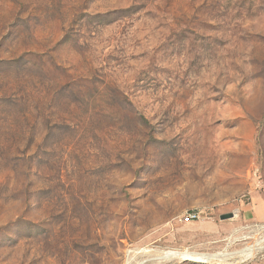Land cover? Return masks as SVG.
Here are the masks:
<instances>
[{
    "label": "rangeland",
    "instance_id": "rangeland-1",
    "mask_svg": "<svg viewBox=\"0 0 264 264\" xmlns=\"http://www.w3.org/2000/svg\"><path fill=\"white\" fill-rule=\"evenodd\" d=\"M256 169L264 0H0V264H264Z\"/></svg>",
    "mask_w": 264,
    "mask_h": 264
},
{
    "label": "crops",
    "instance_id": "crops-1",
    "mask_svg": "<svg viewBox=\"0 0 264 264\" xmlns=\"http://www.w3.org/2000/svg\"><path fill=\"white\" fill-rule=\"evenodd\" d=\"M242 210L244 218L255 223H264V195L252 197L251 203L245 205Z\"/></svg>",
    "mask_w": 264,
    "mask_h": 264
},
{
    "label": "bare ground",
    "instance_id": "bare-ground-1",
    "mask_svg": "<svg viewBox=\"0 0 264 264\" xmlns=\"http://www.w3.org/2000/svg\"><path fill=\"white\" fill-rule=\"evenodd\" d=\"M264 245V244H263ZM261 248V244L259 245ZM254 248V247H253ZM253 248H250V249H247L248 253H246V256H251L253 254H255L256 252H258V250L260 249H253ZM256 248V247H255ZM261 250V249H260ZM202 255V254H201ZM203 256V255H202ZM209 257V256H208ZM182 258H186V259H193V260H197V261H201V262H205V258L203 257H198V256H195L194 254H191V253H188V254H182V253H179V252H173V253H165V254H162V257H160L159 259H164V260H174V259H182ZM207 258V257H206ZM232 258L231 255L227 254H218L216 256H214L212 258L213 261H217V262H225V261H228ZM209 259V258H208ZM212 260H210L212 262ZM208 261V260H207ZM169 262V261H168Z\"/></svg>",
    "mask_w": 264,
    "mask_h": 264
},
{
    "label": "built area",
    "instance_id": "built-area-1",
    "mask_svg": "<svg viewBox=\"0 0 264 264\" xmlns=\"http://www.w3.org/2000/svg\"><path fill=\"white\" fill-rule=\"evenodd\" d=\"M258 175H259V170L256 169L254 171V177L256 178L255 180L257 181L255 188L258 189L262 193V195H264V181L262 179H260V177H258ZM249 200L251 201L252 197H250ZM195 219H197V215H195V214L194 215L191 214V215H188L187 217H185L186 222H189V221H192Z\"/></svg>",
    "mask_w": 264,
    "mask_h": 264
},
{
    "label": "water",
    "instance_id": "water-1",
    "mask_svg": "<svg viewBox=\"0 0 264 264\" xmlns=\"http://www.w3.org/2000/svg\"><path fill=\"white\" fill-rule=\"evenodd\" d=\"M235 215H236L235 213H228V214H225V215H221V216H220V219H221L222 221H224V220H229V219L234 218Z\"/></svg>",
    "mask_w": 264,
    "mask_h": 264
}]
</instances>
